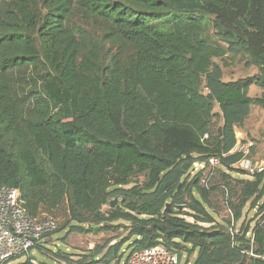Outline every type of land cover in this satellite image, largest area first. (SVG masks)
<instances>
[{
	"label": "trees",
	"instance_id": "1",
	"mask_svg": "<svg viewBox=\"0 0 264 264\" xmlns=\"http://www.w3.org/2000/svg\"><path fill=\"white\" fill-rule=\"evenodd\" d=\"M239 58L259 73L224 81ZM253 106L264 0H0V191L19 189L33 217L65 206L36 245L65 264H121L131 241L128 256L162 244L193 264H264V170L237 166ZM121 230L81 255L47 248Z\"/></svg>",
	"mask_w": 264,
	"mask_h": 264
},
{
	"label": "rangeland",
	"instance_id": "2",
	"mask_svg": "<svg viewBox=\"0 0 264 264\" xmlns=\"http://www.w3.org/2000/svg\"><path fill=\"white\" fill-rule=\"evenodd\" d=\"M228 65V66H227ZM224 72V81H238L240 79H246L249 77L256 76L259 71L257 68H247L245 63L239 58L236 61H228L226 66L223 67ZM263 91L256 86H253L249 91V96L252 98H260L262 96ZM219 109L216 107V112ZM221 123V122H220ZM217 123L216 125L220 126L221 124ZM237 137L241 143L240 146H249L250 143L253 144L252 152V161H253V169L259 170L264 169V109L259 106H253L251 108V113L245 124L237 129ZM233 178L240 180H249L250 176L247 175H238L232 174ZM220 182V178L215 181L216 183ZM215 205L218 210L217 219L219 223L225 221L229 222V229L233 228V218L230 211L227 209V206L224 205L222 199L217 198ZM245 215L243 219L236 224V229L239 230L241 225L246 221H251L256 214V211L250 210V204L246 207L244 211ZM67 218L65 206L61 207L58 213L57 220L59 221L58 229L62 228L65 224V220ZM189 222H193L192 218L186 217ZM254 226V223L252 224ZM67 231H61L53 235L54 241L47 245L49 251L53 253H57L58 251H63L66 253H72L74 255H81L83 253L89 252L93 250L97 245H103L106 240H113L118 236L123 235V230H121L118 234H114L113 232L102 233L99 235L91 234V235H79L73 234L68 237L66 240ZM133 241L126 244L123 248L122 254V262L121 264H125L126 259L128 257V248L129 245ZM115 244V242H113ZM112 244V245H113ZM31 255L35 257L40 264H65L64 262L58 261L53 258L52 255H46L43 252L34 249L31 252ZM196 257V253L191 257L188 256V253L183 255L181 264H193L194 259Z\"/></svg>",
	"mask_w": 264,
	"mask_h": 264
},
{
	"label": "built area",
	"instance_id": "3",
	"mask_svg": "<svg viewBox=\"0 0 264 264\" xmlns=\"http://www.w3.org/2000/svg\"><path fill=\"white\" fill-rule=\"evenodd\" d=\"M238 144L241 145L239 139ZM252 147V143L244 146L242 150L246 159L237 164L249 172L255 171L253 162L247 159ZM209 166L212 172L220 167V160L210 159ZM58 226L59 221L47 214L33 217L19 189L3 187L0 191V264H40L37 259L34 260L31 252L37 244L46 241ZM125 264H179V261L178 254L161 244L130 254Z\"/></svg>",
	"mask_w": 264,
	"mask_h": 264
},
{
	"label": "water",
	"instance_id": "4",
	"mask_svg": "<svg viewBox=\"0 0 264 264\" xmlns=\"http://www.w3.org/2000/svg\"><path fill=\"white\" fill-rule=\"evenodd\" d=\"M117 201H118V200H115V201L112 203V207H115V204H116ZM33 258H34V260H36L35 257H33ZM182 258H183V255H182V254H179V255H178V261H179V264L182 262Z\"/></svg>",
	"mask_w": 264,
	"mask_h": 264
},
{
	"label": "crops",
	"instance_id": "5",
	"mask_svg": "<svg viewBox=\"0 0 264 264\" xmlns=\"http://www.w3.org/2000/svg\"><path fill=\"white\" fill-rule=\"evenodd\" d=\"M54 241V238H49V242H53Z\"/></svg>",
	"mask_w": 264,
	"mask_h": 264
}]
</instances>
